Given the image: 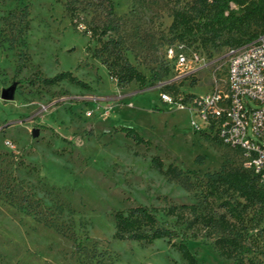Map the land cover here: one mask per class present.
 Segmentation results:
<instances>
[{"label":"rangeland","instance_id":"1","mask_svg":"<svg viewBox=\"0 0 264 264\" xmlns=\"http://www.w3.org/2000/svg\"><path fill=\"white\" fill-rule=\"evenodd\" d=\"M66 1L0 0V264H187L173 247L180 242L200 264H232L215 245L228 235L249 244L264 264V211H247L245 231H225L218 223L224 211L206 200L202 186L208 173L246 169L243 153L204 129L193 105L215 83L225 88L237 35L225 33L217 47L193 43L187 53L200 62L181 74L166 54L178 43L174 15L199 14L203 0H112V37L152 79L146 89L121 86L93 57L98 44L88 50L86 30L108 20L106 8L85 0L75 25ZM11 88L13 99L4 100ZM164 93L177 103L163 102ZM118 127L133 128L150 148ZM171 166L183 178L167 176ZM183 205L197 208L184 210L188 220L214 216L216 223L178 224L167 211ZM137 206L155 210L176 232L173 242L115 238L116 213Z\"/></svg>","mask_w":264,"mask_h":264},{"label":"trees","instance_id":"2","mask_svg":"<svg viewBox=\"0 0 264 264\" xmlns=\"http://www.w3.org/2000/svg\"><path fill=\"white\" fill-rule=\"evenodd\" d=\"M83 3L85 0H67L65 3L66 11L75 25H77L80 16L79 8ZM96 3L99 7L106 8L108 20L103 25H91L86 30L87 33H90L88 50H92L93 43L98 44L92 51L93 57L102 60L110 77L119 85L127 86L135 82L141 89L149 88L152 79L147 78L129 61L121 42L112 37V33L117 30L113 1L96 0ZM203 3L205 8L197 15L186 11L175 12L171 32L179 44H184L189 48L193 43L201 42L205 46L217 47L218 40L225 33H230L237 35L233 42H235V47H239L264 34V0H203ZM232 4L238 8L240 14L237 13L236 8H232ZM88 5H91V2L88 1ZM208 8L211 15L205 13ZM252 27L257 29L256 33H252ZM166 90L174 89L167 87ZM115 131L124 133L128 137L138 140L139 143H146L148 149L150 148V141L140 138L133 128L118 127ZM154 163L159 169L164 166L162 159L158 157L154 158ZM166 175L181 179L184 173L171 166ZM206 178L207 181L202 184L205 188V198L207 201L211 199L224 211L218 215V223L223 230L243 232L247 229L245 224L247 211L254 208L264 211V184L252 171L231 169L224 172L208 173ZM13 188L15 187H7L8 194L13 195ZM22 200L24 203L28 202L26 197ZM187 209L196 213L197 208L195 205L171 207L167 214L175 217L178 224H185L188 228L198 222H201L205 228H212L216 223L214 216L200 217L196 215L193 221L188 220L184 212ZM115 223V238L120 240L151 244L157 239H166L171 243L176 237L174 230L160 224L155 210L144 206L130 208L128 212L116 213ZM261 233H264V228ZM215 245L222 255L233 260L232 264H259L252 256L255 254L253 248L235 235L221 237L216 240ZM173 247L181 253L187 264H200L186 243H173Z\"/></svg>","mask_w":264,"mask_h":264},{"label":"built area","instance_id":"3","mask_svg":"<svg viewBox=\"0 0 264 264\" xmlns=\"http://www.w3.org/2000/svg\"><path fill=\"white\" fill-rule=\"evenodd\" d=\"M187 52L184 44L167 47L168 62L175 63L181 74L200 62L197 55ZM161 99L168 104L177 103L166 93ZM193 105L204 129L241 151L246 169L264 184V34L245 45L229 48L225 88L215 83L209 93L194 99Z\"/></svg>","mask_w":264,"mask_h":264},{"label":"water","instance_id":"4","mask_svg":"<svg viewBox=\"0 0 264 264\" xmlns=\"http://www.w3.org/2000/svg\"><path fill=\"white\" fill-rule=\"evenodd\" d=\"M13 97H14V89L13 88L3 92L2 98L4 100H12Z\"/></svg>","mask_w":264,"mask_h":264}]
</instances>
